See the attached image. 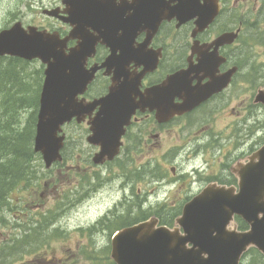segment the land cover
Here are the masks:
<instances>
[{"label":"flooded vegetation","instance_id":"obj_1","mask_svg":"<svg viewBox=\"0 0 264 264\" xmlns=\"http://www.w3.org/2000/svg\"><path fill=\"white\" fill-rule=\"evenodd\" d=\"M44 1L18 0L5 28L20 23L63 40L72 26L44 11L56 10L60 16L65 2L71 0H53L48 5ZM157 1L164 6L154 10L153 19L144 24L139 19L140 0H110L109 6L121 14L119 25L105 37L97 28H86V37L94 43L88 45L93 51L85 68L98 69L78 98L87 104L107 96L112 79L116 80V68L119 76L114 88L125 112L133 113L113 162L133 163L134 178L139 177L136 163L164 164L167 178L152 175L158 178L157 185L173 187L170 195L179 191L198 194L210 184L237 188V172L264 146V103L257 100L264 94V0H217L220 10L214 24L195 37L194 20L179 24L176 18H169L166 9L175 3ZM128 18L129 23H124ZM224 34L233 35L232 41L215 47L214 40ZM78 42L77 37L69 39L64 53ZM111 55L117 59L115 67L100 68ZM230 72L228 84L216 92V80ZM185 103L190 109L165 116L166 111ZM98 110L85 113L81 122L75 118L68 124L77 132L70 155L78 146H88L80 150H87L86 154L74 156L75 164L68 167L73 174L80 175L84 165L92 168L91 158L98 148L87 142L91 134L88 122ZM217 121L224 123L219 130ZM178 160L188 169H180ZM111 217L118 218L116 214Z\"/></svg>","mask_w":264,"mask_h":264},{"label":"water","instance_id":"obj_2","mask_svg":"<svg viewBox=\"0 0 264 264\" xmlns=\"http://www.w3.org/2000/svg\"><path fill=\"white\" fill-rule=\"evenodd\" d=\"M170 1L175 4L166 7L169 18H176L179 24L195 20L193 36L207 29L218 14L217 0ZM65 3L66 16L58 18L72 26V31L64 40H60L57 34L35 28L26 31L20 25L0 32V56H16L26 61L38 59L46 65L34 137V152L41 154L46 168L61 159L59 152L64 137H58L60 127L73 117L80 122L85 113L96 107L99 111L88 123L91 135L87 141L100 150L92 161L96 165L112 161L118 154L124 126L133 113L125 112L120 93L114 88L119 76L116 68V80L112 79L113 85L107 96L88 104L77 100L98 69L87 71L85 68V60L92 52L88 45L94 43L86 37L85 30L97 28L102 37L111 34L112 28L120 23V12L109 6L110 0H71ZM139 6L140 23L146 24L153 19L154 10L164 3L140 0ZM48 14L58 15L54 11ZM129 21L130 18L125 19L124 23ZM75 37L81 42L65 54L66 41ZM232 39L233 35L224 34L214 41L215 47L230 43ZM116 62L111 55L101 67L110 69ZM231 75L232 72L216 80V92L226 86ZM257 100L264 103V94H260ZM189 108L188 103L177 105L172 111H166V117L181 114ZM237 176L238 193L232 188L207 187L184 207L173 230L157 227L158 220L152 218L117 232L111 238L110 258L114 264H238L249 247L257 248L264 255V148L241 167ZM233 216H240L249 230L237 232L229 229Z\"/></svg>","mask_w":264,"mask_h":264},{"label":"rangeland","instance_id":"obj_3","mask_svg":"<svg viewBox=\"0 0 264 264\" xmlns=\"http://www.w3.org/2000/svg\"><path fill=\"white\" fill-rule=\"evenodd\" d=\"M17 1L0 0V30L6 27L5 21L12 16L9 15L10 9L16 10ZM52 2L53 0H45L44 4ZM4 67L22 78L23 91L34 98L36 93L39 94L42 78L38 82V76L43 74L39 62L34 61L29 65L3 63L0 69ZM12 87L15 88L14 84ZM23 91L21 95H26ZM1 99L2 97L0 110L5 106ZM15 109L12 126L15 127L13 131L18 134L17 132L22 131L23 126L27 124L32 109ZM223 124V121H217L216 130ZM65 132L67 145L62 165L53 166L46 171L40 158L34 157L31 163L33 179L23 183L18 190L12 191L10 195L12 201H8L6 205L4 202L0 206V248L3 247L4 250L10 248L16 238H28L26 241L29 242L25 249L17 252L16 258L15 251L18 250L13 252L9 264H95L94 258H100L99 264H104L106 258L112 262L109 259L110 240L116 230L105 227L90 231L99 219L105 216L112 220L113 214L124 216L129 211L134 214L131 218H135L140 214V210L150 216L163 209L161 203L166 202L168 207L171 201L194 196L184 191L170 195L173 187L156 184L159 177H168L164 164L147 161L136 163V171L143 170L144 174L134 178L130 172L128 180L119 175L125 173L121 167L133 171L134 164L119 160L106 167H96L92 164L90 165L92 168H88L84 165L79 172L80 175L73 174V171H68V167L75 164L78 154H86L87 150H80H85L88 146L80 145L76 152L70 155V149H74L77 132L72 126H67ZM5 143L7 145L8 141ZM24 147L23 155L27 152L26 146ZM177 165L180 169H188L182 160H178ZM151 173L157 174L158 178ZM140 202L143 203L139 207ZM133 204L136 206L132 208ZM163 212L160 211L158 216L165 221L166 218H161ZM172 212L174 214L175 210L163 213L162 216L168 217ZM45 222L48 224L43 228L37 227ZM32 228L38 230L33 231ZM33 238H42L43 241L34 242ZM6 251L0 253V263L6 256ZM246 264H264V261L252 258V261Z\"/></svg>","mask_w":264,"mask_h":264},{"label":"trees","instance_id":"obj_4","mask_svg":"<svg viewBox=\"0 0 264 264\" xmlns=\"http://www.w3.org/2000/svg\"><path fill=\"white\" fill-rule=\"evenodd\" d=\"M4 59H0V66L3 65ZM21 82V83H20ZM14 84L15 88L12 87ZM22 78L8 71L5 67L0 69V97H2V103L5 104L0 110V206L10 199L12 191L18 190L23 183H28L33 179L34 172L32 171L31 163L34 159V153L32 151V140L34 137V126L36 122V111H37V99L29 95L26 91L22 90ZM23 91L26 95H21ZM16 108V109H15ZM31 108L32 112L27 124L21 129L22 131L16 134L13 131V111ZM7 145L5 142H7ZM26 146V153L23 155V148ZM5 169V170H4ZM35 177V176H34ZM36 178V177H35ZM159 210L156 215L160 213ZM178 213V212H177ZM174 213V216L177 214ZM133 212L129 211L124 216H119L113 222H110L107 229H118L132 221L137 222L138 219L131 218ZM149 214L145 211L140 210V220H144ZM163 224H169L171 218H166L165 221H161ZM39 229L44 227V223L37 226ZM35 228V227H34ZM240 229H246L243 223H239ZM33 229V228H32ZM29 231L31 229H28ZM38 229H33L36 231ZM28 236V235H27ZM28 238H16L12 241V245L7 247L6 256L2 259L0 264H9L10 258L13 256L15 250V258L18 256L20 250L25 249L28 245ZM44 239V238H43ZM33 241H43L42 238H33ZM28 242V243H27ZM3 247L0 248V253L5 251ZM248 255L252 261V258L258 261L262 258L256 251L251 250ZM95 264L100 263V258L95 259ZM108 261V263H107ZM249 261V260H248ZM104 264H113L109 260H104Z\"/></svg>","mask_w":264,"mask_h":264},{"label":"bare ground","instance_id":"obj_5","mask_svg":"<svg viewBox=\"0 0 264 264\" xmlns=\"http://www.w3.org/2000/svg\"><path fill=\"white\" fill-rule=\"evenodd\" d=\"M31 4V3H30ZM79 198H81V197H79Z\"/></svg>","mask_w":264,"mask_h":264}]
</instances>
